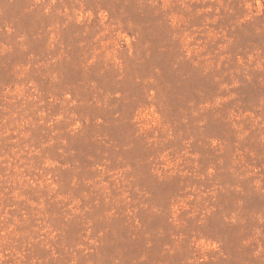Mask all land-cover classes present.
Here are the masks:
<instances>
[{
	"label": "rangeland",
	"instance_id": "rangeland-1",
	"mask_svg": "<svg viewBox=\"0 0 264 264\" xmlns=\"http://www.w3.org/2000/svg\"><path fill=\"white\" fill-rule=\"evenodd\" d=\"M0 264H264V0H0Z\"/></svg>",
	"mask_w": 264,
	"mask_h": 264
}]
</instances>
